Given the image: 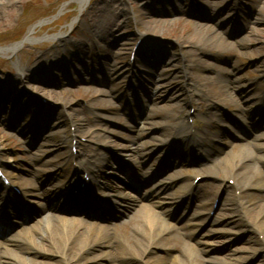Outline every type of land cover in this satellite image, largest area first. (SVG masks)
<instances>
[{"label": "rangeland", "instance_id": "obj_1", "mask_svg": "<svg viewBox=\"0 0 264 264\" xmlns=\"http://www.w3.org/2000/svg\"><path fill=\"white\" fill-rule=\"evenodd\" d=\"M77 1L0 0V48L16 44L38 26L31 43L14 54H0V166L17 180L23 194L30 195L21 199L25 208L6 212L1 208L4 198L0 193V243L4 245L11 238L25 242L37 223L45 233L46 227L59 225L50 219L52 215L110 227L111 235L120 238L124 230L132 231L129 219L142 205L151 206L167 223L183 225L196 204L187 203L186 211L174 206L173 194L182 185L176 180L184 175L186 185H190L201 174L205 178L197 191L203 192L205 186L213 188L206 208L210 220L224 213L226 217L233 215L235 222L212 228L223 235V245L191 241L197 250L195 257H200V264H213L214 259L238 250L233 264H249V253L239 251L244 242L238 234L248 228L243 204L250 199L257 202L254 210L248 208L255 214L258 207H264V192L246 191L241 198L240 191L230 190L228 195L238 199L237 204L228 206L231 210L226 212L217 211L220 198H224L220 197L223 187H233L240 180L233 177L227 181L223 173H208L215 159L231 158L242 148L255 151L254 145L262 143L253 140L264 136V103L257 105L258 96L264 93V36L252 30H264V0H186L179 4V12L170 4L152 7V0H90L80 11ZM103 26L109 30L104 39L111 36L112 43L119 42L111 56L94 31ZM144 34L157 37L156 50H139L142 40L137 37ZM218 37L229 44L224 50ZM135 45V65L130 66L129 53ZM104 63L110 64L115 73L107 75L109 69ZM143 78L154 79L155 83L163 80L164 89L148 91L151 85ZM204 79L208 80L206 85ZM224 81H231L234 98L217 102L212 85L223 87ZM168 93L191 95L193 100L168 103ZM154 95L159 98L156 103L150 100ZM130 102L139 106L138 111L129 112ZM175 106L180 119L174 118ZM206 111L214 115V124L204 120ZM73 113L89 121V129L84 127V132L89 130L88 137L78 138L77 123L68 118ZM171 119L172 124L182 119L191 135L202 130L205 123L210 125L207 136L218 134L219 140L208 151L209 160L194 156L197 163L183 162L185 154L195 149L190 143L162 147L167 138L162 137L164 133L154 134L153 129ZM73 137L75 154L71 153ZM129 137L138 138L137 143L129 144ZM173 138L179 143L184 136L177 132ZM78 144L103 157L106 165L99 168L88 188L96 202L103 201L98 206L61 197L64 180L73 182L82 177L75 174L82 167L76 158ZM203 151L197 148L198 153ZM244 168L238 172L239 177ZM259 169L264 174V165ZM147 186L159 191L155 201L144 197ZM110 187L137 201L138 208L129 211L128 205L111 204L114 193ZM180 216L184 219L177 222ZM258 239L263 241V236ZM201 241L206 243L205 239ZM3 251L4 246L0 255ZM82 263H88L86 257Z\"/></svg>", "mask_w": 264, "mask_h": 264}, {"label": "bare ground", "instance_id": "obj_2", "mask_svg": "<svg viewBox=\"0 0 264 264\" xmlns=\"http://www.w3.org/2000/svg\"><path fill=\"white\" fill-rule=\"evenodd\" d=\"M185 1L186 0H152V7L154 4L156 8L164 7L170 4L174 5V9L179 12V4H183ZM89 2L90 0H78L76 4L77 7H79V10L82 11L86 6H88ZM249 24H251V22ZM36 27L38 26H33L28 31L27 36L16 44L6 48H0V54L4 52L14 54L25 43H31L33 41L31 35H33L37 29ZM94 31L97 36L102 39L101 41H103L104 46H107L109 55L111 56L114 46L119 45V42L112 43L109 40L111 36L105 37L104 39L103 36H105L109 31L108 28H105V26H103V28L95 27ZM252 32L259 36H264V30L262 29L255 28ZM137 39L142 40V45L139 47V50L143 47H152L155 50L158 48L156 43L157 37L144 34L142 36L138 35ZM218 41L221 42L220 47L222 50H224L223 47L229 46V44L220 37H218ZM82 54L83 52H79V55ZM201 56L205 58L206 54L202 53ZM198 62L200 64L202 63L200 60H198ZM259 63L260 59L257 58L256 64ZM104 67L109 69L106 71L107 75L115 73V69H110V64L104 63ZM39 69H42V67ZM147 73L150 74V71L147 70ZM18 80L20 81V79ZM143 80L145 83L151 85L150 88L147 87L150 92L153 91V89H157V91L164 89V85H161L164 82L163 80H159V84L155 83L154 79L143 78ZM203 82L206 85L208 80L204 79ZM230 82L224 81L223 87L212 85L211 92L217 99H215V101L218 102L219 100V102L225 103L226 101H231V99L234 98L233 94L235 89ZM168 95V103H171V101L174 100L181 104L182 102L193 100V96L191 95H185L184 97H181L179 93H168ZM195 96H197V94H195ZM157 99L159 98L156 95L150 98L153 103H156ZM263 103L264 93L263 95L261 94L258 96L257 105ZM216 104L222 106V104ZM138 108L139 106L137 104L134 105L133 102H130L129 112L132 110L133 112H136L138 111ZM177 110V106H175L173 108V112L175 113L174 118L180 119V117L176 114ZM263 110L264 108H262V111ZM203 116L206 122L208 121L214 124L212 119L214 115L211 117L209 111H206ZM68 118H70V121L77 123L78 138L88 137L89 130L84 132V127L89 129V121L80 119V117L75 113L69 115ZM173 119L167 122L166 125L155 126L153 129L154 134L164 133L162 137L167 138V142H162V147L165 146L171 149L174 146L179 145L184 147L186 143H190L191 148L195 147V149L193 153L185 154L183 162L197 163L198 160L195 159L197 157L209 160V157H207L208 151L211 152L213 147H216L219 140L218 134H212L208 137L207 135L210 125H206L205 123L202 130L198 131L195 135H191L192 133L188 134L185 131L186 125L182 119L178 120L179 123L172 124L171 122ZM189 119H191V117H189ZM177 132H180L184 136L179 143L173 138V134ZM199 134L200 136H198ZM137 140L138 138L129 137L128 142L129 144H136ZM258 140H262V143L254 145L255 151H258V153L255 151L248 152L242 148L239 153L231 158H227L225 160L215 159L210 166L209 175L223 173L227 178V181L233 180V177L240 180V184L235 183L233 187H223L220 197L224 196V198L222 200L220 198L216 208L217 211L226 212L231 210L227 208L228 206L237 204L238 199H235L234 197L232 198V196L228 195L230 190H233L234 192L240 191V196L242 193L250 190L264 192V174L259 169V166L262 167L264 165V136L256 137L253 141ZM102 144L106 146L107 142H103ZM78 147L79 152L77 153L76 158L80 159L79 161L82 164V167H79L75 174L77 177L81 174L82 177L80 179L73 180V182H71L68 178L64 180L62 186H60L61 197L68 200L79 198V200L85 205L98 206V204L103 201L100 200L99 202H96L90 195L88 188L89 184L93 183V176L96 173L99 174V168H104L106 166L104 159L103 157L100 158L92 149H88L85 145L80 144ZM197 148L203 149V153H198ZM125 150L127 151V148L124 149V151ZM137 154L138 152L136 151L134 155ZM97 156L99 157L97 159L98 161H95ZM194 156L196 157L193 159ZM85 166H87V168H84ZM82 168L85 169V173ZM243 168L245 171L239 177L238 172ZM95 170H97V172H95ZM5 173L9 176L7 172ZM85 174H87L90 178V183L87 185H84L82 179ZM196 176L202 175L198 174ZM12 179L14 182H17L14 178ZM176 181L181 182L182 185L177 188L173 194L172 201L175 203L174 206L178 209L183 208V210L186 211L185 206L187 203L195 202L196 204L195 211L187 217L183 225L167 223L162 215L154 211L149 205H142L138 208L137 201L129 196L123 195V193L115 192V190L110 187L111 192L114 193L113 197L115 198L109 199L111 204L117 207L118 204L121 203L124 204L126 208L128 205L129 211H133L135 208H138L133 211V215L129 219V224H132L133 226L132 231L128 232L124 230L121 237L117 238V236L113 237V235H111L110 227L91 225L86 223L84 220L55 217L52 215L49 216L50 219L56 220L59 225L56 224L46 227L45 233H43L42 229L39 228L40 223H37L38 225L33 227L32 233H27L28 239L25 242L17 241L16 239L11 238L7 240V243L4 245L0 243V249L4 246V251L0 255V264H83L82 259L84 257L87 258V264H103L105 261L109 262V264H200V257H195L196 254L194 253L197 250L194 245H192L191 241H196L198 244H205L206 246L217 244L223 245V235H218L219 232L212 230V228L216 226V224H221L223 222H227L226 224H234V216L230 215L226 217L223 213L218 214V220H210L209 212L206 213V208L209 207L208 202L211 199L213 189L212 186H205L203 192L197 191L196 189L194 191H190L189 185H186L187 180L184 175L179 176ZM92 187L94 188L93 190L97 189L95 186ZM0 190H3L2 187H0ZM32 190L34 189L32 188ZM5 192L10 196H13L11 191L4 190V193ZM158 192L159 191L155 186H147L143 195L144 197L150 199V201H155L159 198ZM212 205L213 204H211L209 211L211 210ZM241 205L242 204H240V206ZM243 205L244 214L247 216V222L245 225L248 228L238 234L239 238L242 242H244L243 247L240 248L239 251L244 254L249 253L248 255L251 258L249 264L257 260L260 264H264V207H258L255 214H251V211L248 208L254 210L257 206V202L255 203L253 199H250V201L245 200V204ZM1 208H3L4 211L9 212L15 211L18 208H25V205L19 199H17L16 202L6 199L1 204ZM183 219L184 216H180L177 222L183 221ZM227 219H230V221H226ZM63 224L66 226L65 228L62 227ZM236 226H241V224L236 223ZM208 227H210L211 230H208ZM260 235L263 236V241L261 242H259L258 239V236ZM255 236H257V238H255ZM202 239H205L206 243L201 241ZM213 240H216V242ZM185 249L187 252H184ZM158 250L161 254H157L156 251ZM237 253H239L238 250L234 251V253L232 251V254H228L223 259H214L213 264H233V260L237 261Z\"/></svg>", "mask_w": 264, "mask_h": 264}]
</instances>
